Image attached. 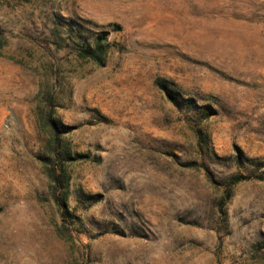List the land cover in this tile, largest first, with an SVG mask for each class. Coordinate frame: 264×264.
Listing matches in <instances>:
<instances>
[{
    "label": "rangeland",
    "instance_id": "1",
    "mask_svg": "<svg viewBox=\"0 0 264 264\" xmlns=\"http://www.w3.org/2000/svg\"><path fill=\"white\" fill-rule=\"evenodd\" d=\"M58 14L110 31L105 65ZM0 28V264H264V179L224 202L237 155L264 160V0H0ZM56 148L84 153L64 164L79 219L51 191Z\"/></svg>",
    "mask_w": 264,
    "mask_h": 264
},
{
    "label": "trees",
    "instance_id": "2",
    "mask_svg": "<svg viewBox=\"0 0 264 264\" xmlns=\"http://www.w3.org/2000/svg\"><path fill=\"white\" fill-rule=\"evenodd\" d=\"M55 24L54 32H59L58 27L61 26L63 28L62 30H65L69 36V39L73 42L74 48L80 53L82 57L91 58L96 63L105 65L111 46V41L109 40L110 31L95 30L89 26L87 21L81 22L75 18L65 17L60 14L56 15ZM3 46L4 36L0 28V50ZM158 82L165 90L169 99L178 107L183 108V106H188L189 108H195L199 106L193 97H185L177 85L172 86L171 83L166 80H160ZM209 107V104L203 106L201 112H204L205 114H212V112L209 110ZM49 123L52 125L54 137H58V135L72 130L71 125L62 124L56 118L51 116H49ZM198 138L200 154H206L212 157H215L213 155L218 156L209 147V136L204 134L201 129L198 131ZM82 155H84V153H74L70 149L60 150L56 148L53 154L45 157V161L47 162L46 166L48 168L47 173L50 178V187L54 196V200L64 216H71L72 218L76 219H79L80 217L70 209L69 197L71 178L64 164L66 161L76 160ZM236 160L238 166L245 167L246 173L239 169L238 172H235L230 176L227 196L224 201L225 203L232 196L230 189L234 184L242 180L250 179L253 176L264 179V171L261 172L263 175L256 173L260 168H264V160L262 161L258 158L249 157L243 153H239ZM49 163H51V165H48ZM188 164L199 165L208 169L205 161H199L196 159L189 161ZM80 198H82L83 202L87 200V204H91L100 200L101 194L82 193L80 194Z\"/></svg>",
    "mask_w": 264,
    "mask_h": 264
}]
</instances>
